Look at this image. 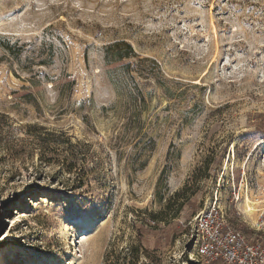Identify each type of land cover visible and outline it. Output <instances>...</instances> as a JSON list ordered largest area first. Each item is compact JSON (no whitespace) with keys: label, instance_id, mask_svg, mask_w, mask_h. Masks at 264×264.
I'll return each mask as SVG.
<instances>
[{"label":"rangeland","instance_id":"obj_1","mask_svg":"<svg viewBox=\"0 0 264 264\" xmlns=\"http://www.w3.org/2000/svg\"><path fill=\"white\" fill-rule=\"evenodd\" d=\"M215 198L264 259V0H0V264H225Z\"/></svg>","mask_w":264,"mask_h":264},{"label":"built area","instance_id":"obj_2","mask_svg":"<svg viewBox=\"0 0 264 264\" xmlns=\"http://www.w3.org/2000/svg\"><path fill=\"white\" fill-rule=\"evenodd\" d=\"M191 231L196 254L206 261L263 264V256L256 247L228 227L226 212L217 198L194 216Z\"/></svg>","mask_w":264,"mask_h":264},{"label":"trees","instance_id":"obj_3","mask_svg":"<svg viewBox=\"0 0 264 264\" xmlns=\"http://www.w3.org/2000/svg\"><path fill=\"white\" fill-rule=\"evenodd\" d=\"M120 44H123L125 46V52L120 53L119 51H117L116 53H114V58L115 59H121L123 57H126V56L132 54L131 46L127 42H124V41H121L120 43L119 42H115V43H113L110 46L113 47V46L120 45ZM68 170H69V168H68ZM169 204H170V202L167 203L166 208L169 207ZM183 205H184L183 202H181V201L177 202V204H176L175 208L173 209V211L171 213H169L168 219L163 217L160 220H164L165 224H168L171 219H173V218H175L177 216L179 210L181 209V207ZM133 259H136V258H134V257L131 258L130 264H134V260Z\"/></svg>","mask_w":264,"mask_h":264},{"label":"bare ground","instance_id":"obj_4","mask_svg":"<svg viewBox=\"0 0 264 264\" xmlns=\"http://www.w3.org/2000/svg\"><path fill=\"white\" fill-rule=\"evenodd\" d=\"M243 205L247 213L253 214L256 211L255 203L251 202L248 197H245Z\"/></svg>","mask_w":264,"mask_h":264}]
</instances>
